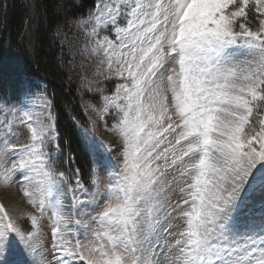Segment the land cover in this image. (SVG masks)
<instances>
[{
	"label": "snow or ice",
	"instance_id": "1",
	"mask_svg": "<svg viewBox=\"0 0 264 264\" xmlns=\"http://www.w3.org/2000/svg\"><path fill=\"white\" fill-rule=\"evenodd\" d=\"M78 23L121 81L96 88L121 158L93 141L87 186L69 182L53 101L24 81L0 97V187L33 210L0 203V258L19 242L30 264H264V0H95Z\"/></svg>",
	"mask_w": 264,
	"mask_h": 264
},
{
	"label": "trees",
	"instance_id": "2",
	"mask_svg": "<svg viewBox=\"0 0 264 264\" xmlns=\"http://www.w3.org/2000/svg\"><path fill=\"white\" fill-rule=\"evenodd\" d=\"M95 0H0V97L14 100L21 81L40 88L53 101L60 150L53 151L60 170L79 177L86 186L96 141L85 114L88 104L101 105V96L83 82V72L57 35V29L87 16ZM36 82V85H35ZM114 90L115 83H104ZM54 146L50 147L52 151Z\"/></svg>",
	"mask_w": 264,
	"mask_h": 264
},
{
	"label": "rangeland",
	"instance_id": "3",
	"mask_svg": "<svg viewBox=\"0 0 264 264\" xmlns=\"http://www.w3.org/2000/svg\"><path fill=\"white\" fill-rule=\"evenodd\" d=\"M87 17V16H86ZM84 17V18H86ZM80 18V19H84ZM78 20H71L68 24L62 25L57 29V35L62 44L66 46L70 52L73 63L81 68L83 72V82L85 85H91V90L96 91L97 87L105 89L104 95H111L114 90H107L105 82L113 81L115 84L121 82L118 77H113L111 80H105L104 75L108 74V70L100 62L103 59L102 55H95L91 52L90 38L87 36L88 26H82ZM103 73V74H98ZM38 87H32L31 90L39 96L46 95L44 83L37 81ZM36 85V82H35ZM88 88V87H87ZM89 89V88H88ZM100 94V93H99ZM101 96V94H100ZM48 98V97H47ZM101 98V105L95 106L93 103L85 107V114L90 124L92 132L95 134L96 143L101 141L111 146L113 149L111 155L113 160L121 158L119 149L123 147V138L118 132L112 129L117 123V114L115 110H110L108 114H100V109L103 107V100ZM34 99V97H33ZM102 181L107 180L105 172H99ZM170 195L175 196L176 193ZM67 202V201H66ZM0 203H4L10 210L12 208L23 209L26 211H33L31 206L27 205L26 201L22 199V193L19 192L18 185L13 184L10 188L0 187ZM23 227H30L31 223L27 217L21 218ZM41 228L44 232L45 243L50 235V221L47 217L41 220ZM32 257L28 256L26 249L19 242L16 243L15 249H9L5 255L0 258V264H16L17 261H24V264H30Z\"/></svg>",
	"mask_w": 264,
	"mask_h": 264
}]
</instances>
